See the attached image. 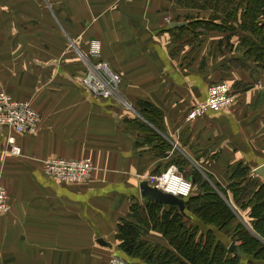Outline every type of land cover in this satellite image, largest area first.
<instances>
[{
    "label": "crops",
    "instance_id": "obj_1",
    "mask_svg": "<svg viewBox=\"0 0 264 264\" xmlns=\"http://www.w3.org/2000/svg\"><path fill=\"white\" fill-rule=\"evenodd\" d=\"M221 19L174 0H0V89L30 101L42 117L35 135H13L20 156L5 153L9 132L0 128V180L11 205L0 217V264H109L118 257L157 264L126 254L123 235L136 240V250L175 252L176 240L153 225L151 201L139 195L140 182L169 163V155L137 146L135 115L149 125L135 111L140 101L161 112L160 129L149 126L177 150L184 180L196 170L226 189L230 167L242 163L253 173L264 164V66L241 50L230 54L246 69L240 65L232 76L234 104L183 121L227 74L213 63L230 32L204 25ZM172 22L186 26L171 28ZM92 40L101 44L99 58L126 78L118 99L132 113L80 85L86 66L78 53L88 59ZM48 158H89L94 176L86 184L57 183L43 172ZM248 216L243 212L240 220ZM188 221L186 227L207 229L195 217Z\"/></svg>",
    "mask_w": 264,
    "mask_h": 264
},
{
    "label": "trees",
    "instance_id": "obj_2",
    "mask_svg": "<svg viewBox=\"0 0 264 264\" xmlns=\"http://www.w3.org/2000/svg\"><path fill=\"white\" fill-rule=\"evenodd\" d=\"M174 1L177 5L186 4L191 7L200 6L201 9L209 8L214 11L216 20L225 16L224 19L222 18L221 26L213 24V22L204 24L207 28L209 27L208 29L218 27L220 30L234 32V29H225L227 27L225 22L231 20L243 34L240 36L239 42L245 55L254 63H261L264 66V0ZM190 25L194 24L190 22ZM183 29H188V27ZM135 111L144 117L149 125L152 124L160 129L157 121L158 119L162 120V114L151 103L140 101L137 103ZM149 125L141 122L139 118L136 119L135 126L139 131V137H141L137 146L140 148L148 146L151 148L149 152L152 151L154 155L157 153L155 156L167 157L166 152L172 146L163 140L158 132H154ZM180 158L176 163L178 167L184 163ZM169 167L166 163L163 171L165 172ZM160 173L161 171L157 170L152 175L156 176ZM228 174L230 183L225 189L213 180L210 173H206L205 177L215 181V187L203 179V175L194 170L189 179L193 181V186L197 190L192 192L193 188L186 198V214L181 213L176 207L157 205L149 201L147 211L153 225L156 228L164 227V234H168L176 240L175 244L172 242L175 245L174 253L165 249L155 255L156 253L148 250L145 252L141 248L142 245L136 250L132 246L136 240L128 239L124 235L121 245L123 251L129 256L142 257L147 263L157 264H264V182L258 178L250 177L251 168L242 163L230 167ZM247 210H249V216L246 220L241 221L242 213ZM192 217L198 219L199 223H202L207 229L200 232L197 226L186 227L187 223H184L183 220L189 222L188 220ZM225 230L229 231L227 235L232 239L230 245L234 244L237 251H229L230 245L215 237L214 232H225ZM149 249L155 250L152 247Z\"/></svg>",
    "mask_w": 264,
    "mask_h": 264
},
{
    "label": "built area",
    "instance_id": "obj_3",
    "mask_svg": "<svg viewBox=\"0 0 264 264\" xmlns=\"http://www.w3.org/2000/svg\"><path fill=\"white\" fill-rule=\"evenodd\" d=\"M94 44L93 52L96 54L101 50V45L97 41ZM107 65V63L99 64L97 67L88 65L86 67L87 76L82 82L83 86H81L88 90L89 93H93L97 99L101 98L111 101L113 98H118L121 85L119 77L115 76L112 72H108ZM232 90V85L229 82L212 83L206 92V100L192 110L189 120L196 121L211 111L223 113L227 111L235 102V96ZM129 108L131 107L129 106ZM41 121L42 117H40L32 103L29 101L25 102L24 100H12L11 96L0 90V128L9 132V137L6 142L7 147L5 146L6 154L10 153L13 157L20 156L22 153L21 148L15 144L13 135L19 134L26 137L35 135L38 132L37 130L39 125H41ZM43 172L57 183L86 184L93 178L95 171L94 163L89 158L72 160L48 158L43 163ZM168 177L170 180L174 178L183 188L185 187L186 191L170 193L162 185ZM144 180H147L157 188L159 187L164 192L182 198L188 197L193 189V184L186 179L184 180L183 176L179 173V169L175 166L169 167L167 173L157 176V178L148 177ZM9 204L7 190L1 185L0 180V217L9 212L11 209ZM109 264L129 263L118 257L112 259Z\"/></svg>",
    "mask_w": 264,
    "mask_h": 264
},
{
    "label": "rangeland",
    "instance_id": "obj_4",
    "mask_svg": "<svg viewBox=\"0 0 264 264\" xmlns=\"http://www.w3.org/2000/svg\"><path fill=\"white\" fill-rule=\"evenodd\" d=\"M26 1H32V0H26ZM222 18L224 19L225 18V16H222ZM166 21L167 22H169L170 21V19L169 18H166ZM222 23V19H221V21H220V24ZM225 24L227 25V27H225V29L226 28H230V29H234V32L233 31H231V30H228L230 33H228V35H230L229 37H228V39L229 40H227V41H225V42H223V46H222V48H221V46H220V49H218L217 50V52H219V53H221V55L220 56H218L217 55V58H216V60H215V62L213 63V67H217V68H219V69H221L222 68V70H224V68H227L228 70H227V74L224 76V79L222 80L221 78L219 79V81H217V82H222V83H224V82H229L231 85H232V89H233V82L231 81L232 80V76L234 75L235 76V70L238 68V67H241V68H243L244 67V64H241V62H242V58H239V59H237V60H235V58L237 57V56H235L236 54H239V52H238V50H241L240 52L241 53H244V51H243V49H242V47H241V44H240V42H239V38H240V36L241 35H243L242 34V32H240L238 29H237V26L236 25H233V22L231 21V20H229V21H226L225 22ZM208 29V28H207ZM206 31V30H205ZM204 31V32H205ZM225 31V30H224ZM203 32V33H204ZM233 36V38H231ZM182 37H180L178 40H176V41H179L180 42V40H182L181 39ZM96 41H91L90 42V52L87 54V53H85V55H87L88 56V59L87 58H84V57H81V54L80 53H78V55H79V58L84 62V65L86 66V67H88V65H92V67L94 66V67H97V65H99V64H104V63H107L108 65H107V70H108V72H112L115 76H118L119 77V79H120V91H119V94H118V97L119 98H123V89H126V85H124V80L126 79V78H124L123 77V74L121 73V72H119V71H116L110 64H109V62H107V61H105V60H102V59H100L99 58V56H100V52H101V50H99V52H97L96 54H94V52H93V46L95 45L94 43H95ZM232 53H234L235 55H230V54H232ZM62 63H64V64H66V62L65 61H63ZM80 63V62H79ZM241 65V66H240ZM86 67L84 68V75H83V78H82V80H80V85H82V82H83V80L86 78V76H87V70H86ZM66 68V67H65ZM243 69H245V68H243ZM246 70V69H245ZM222 80V81H221ZM232 82V83H231ZM67 83V82H66ZM83 86V85H82ZM1 91H4L6 94H8L5 90H2V89H0ZM234 90V89H233ZM9 96H11L10 94H8ZM91 96L92 97H94L96 100H104V99H101V98H96L95 97V95L93 94V93H91ZM121 96V97H120ZM12 99V98H11ZM124 99V98H123ZM13 100V99H12ZM16 100V99H15ZM112 100H114V101H116V102H119L120 103V105L123 107V109H124V113H126L127 114V112H130V113H132L133 111H132V109L131 108H124V106H123V104L120 102V100L118 99V98H113ZM111 100V101H112ZM106 101V100H105ZM30 102V101H29ZM199 104H201V103H198L197 105H199ZM197 105L196 106H192V107H190L189 109H187L186 111V114H185V116H184V123H186V124H191V123H193L195 120H189V117H190V114H191V112H192V110L193 109H195L196 107H197ZM131 106V105H130ZM135 116H137V117H139V120H140V116L139 115H135ZM203 117V116H202ZM201 118V117H200ZM199 119V118H198ZM142 120V119H141ZM188 120V121H187ZM168 155H169V163H168V166H175L176 168H178L177 167V165H176V163H178V160H179V158L180 157H178V156H180V155H176V153H177V150H175V149H172V148H170V150H168L167 152H166ZM208 161V160H207ZM167 171H168V169L167 170H165V172L162 170L161 171V173L160 174H157L156 176L155 175H151V176H149V177H154V178H157V176H161L162 174H164V173H167ZM180 173V172H179ZM253 173H251L250 174V176L252 175ZM177 175V174H176ZM189 176V175H188ZM186 178V177H185ZM153 181V180H152ZM192 184H193V182L192 181H190ZM1 183H2V181H1ZM153 183V182H152ZM155 184V183H154ZM193 188H194V190H192V192H195L196 190H197V188L195 187V186H193ZM7 190V193H9L8 192V189H6ZM8 196H9V194H8ZM10 205V204H9ZM11 206V205H10ZM245 212H249V210H247V211H245ZM8 213V212H7ZM223 232L224 231H222L221 233L223 234ZM227 232V234H229V231H227V230H225V232L224 233H226ZM228 241H226L225 243L227 244V245H230V243L232 242V239H231V237H229V239H228V237L226 238ZM225 239V240H226ZM230 247V246H229Z\"/></svg>",
    "mask_w": 264,
    "mask_h": 264
},
{
    "label": "water",
    "instance_id": "obj_5",
    "mask_svg": "<svg viewBox=\"0 0 264 264\" xmlns=\"http://www.w3.org/2000/svg\"><path fill=\"white\" fill-rule=\"evenodd\" d=\"M186 26V22H172L169 24L171 28H178ZM253 177H259L264 181V164L256 168V170L252 174ZM140 192L139 195L142 200H149L151 202L161 204L162 206L176 207L181 213L186 214L185 205L186 200L180 196L171 195L167 192H164L159 187H155V185L150 184L147 180H143L140 182ZM100 241V240H99ZM101 245H105L104 241H100ZM229 251L235 252L237 248L234 244H231L229 247Z\"/></svg>",
    "mask_w": 264,
    "mask_h": 264
},
{
    "label": "bare ground",
    "instance_id": "obj_6",
    "mask_svg": "<svg viewBox=\"0 0 264 264\" xmlns=\"http://www.w3.org/2000/svg\"><path fill=\"white\" fill-rule=\"evenodd\" d=\"M162 185L165 188H167L170 193H178L180 191H183V192L186 191L185 187L183 188V186L180 183L176 182L174 180V178H171V180H170L169 177H168L167 180L164 181V183Z\"/></svg>",
    "mask_w": 264,
    "mask_h": 264
}]
</instances>
